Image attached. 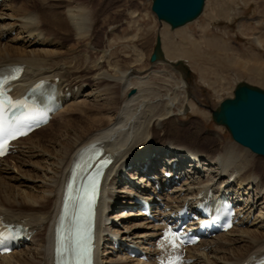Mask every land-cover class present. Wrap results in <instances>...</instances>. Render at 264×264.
<instances>
[{"label":"bare ground","instance_id":"obj_1","mask_svg":"<svg viewBox=\"0 0 264 264\" xmlns=\"http://www.w3.org/2000/svg\"><path fill=\"white\" fill-rule=\"evenodd\" d=\"M15 1L7 0L0 7V23L3 22L0 24V70L10 66L25 67L24 76L16 86L18 93H24L27 87L39 80L59 79L58 88L63 95L64 108L54 120L77 113L81 119L78 123L68 120L63 134L45 143L34 141L33 133L17 142L13 154L1 161L0 221L29 227L31 243L24 242V247L11 255H0V264H54V228L68 171L81 151L97 142L116 159L112 167L115 176L113 173L108 175L101 201L97 264H155L154 258L158 253L156 236L160 227L153 220L159 218L162 210H153L152 218L144 217L143 209L118 212L117 216H112L110 212L120 210L122 201L132 200L126 204L138 207L136 198H144L153 204L161 199L167 206L180 209L184 202L189 205L197 202L199 193L208 195L220 188L226 195L235 192L240 201L247 198L245 203L239 204V211L244 215L240 223L243 227H236L215 240L190 249L188 252L194 259L193 264H251L253 259L264 255V157H258L239 144H222L220 136L206 135L202 131L190 134L188 142L193 144L195 140H202L212 145L219 142L220 147L206 152L188 143L181 144L178 138L171 135L181 133L178 119L190 109L188 102L192 93L183 79V75L187 74L183 63L179 62L178 68L168 61L151 63L154 69L158 66L164 68L150 70L144 75L139 71H128L118 62H113L112 53L108 51H97L98 58L92 61L90 55L95 54L96 49L88 45L92 43L95 22L90 18L88 8L82 6L79 0H69L73 5H56L54 7L58 10H51V13L44 11V14L34 12L27 5L15 7ZM41 1L47 0L29 2L36 4ZM47 25L58 32L74 33L78 44L85 43V51L76 56L78 60L83 59V64L75 58V53L66 59L52 51L39 49L47 41L49 46L56 43L49 40L54 32L46 34ZM14 28L24 38L21 47L2 43V39ZM253 40L262 47L260 37ZM207 44L211 48L218 47V43L212 40ZM75 60L78 62L75 63ZM166 68L182 74L176 90L179 95L176 92L173 96L163 94L152 101L146 96L145 83L149 76L167 77L169 81L172 74L169 75ZM88 79L93 81V87L85 82ZM85 85L92 89L91 93L87 94ZM132 91L135 93L131 94ZM186 160H190L191 164L186 166ZM192 160H196L194 164ZM198 161L199 165L195 163ZM161 165L174 174L186 167L190 168L187 170L189 174L192 171L196 174L184 183V188L176 191L180 200L165 194L157 195L155 190L162 188L166 181L164 176H160ZM200 166L204 168L198 170ZM130 167L133 168V176L128 172ZM23 169H26L25 173ZM204 171L210 175H205ZM29 172L31 175H28ZM139 175L143 178L134 183ZM126 176H132L134 180L130 177L128 180ZM13 181L21 184L17 185L16 192L13 190L15 186L7 183ZM171 214L169 211L164 216ZM112 219L118 220L121 226L114 221L110 223ZM250 219L253 223L248 225ZM130 246L144 251L148 262L133 258L128 251Z\"/></svg>","mask_w":264,"mask_h":264},{"label":"rangeland","instance_id":"obj_2","mask_svg":"<svg viewBox=\"0 0 264 264\" xmlns=\"http://www.w3.org/2000/svg\"><path fill=\"white\" fill-rule=\"evenodd\" d=\"M29 1L16 0L14 6L27 5L34 12L43 13L44 11H53L56 5H73L69 0H47L36 4ZM79 1L82 6L88 8L90 18H93L95 22L92 30V43L88 45L89 48L96 49L95 54L90 55L92 61L97 60V51H108L112 53V61L118 62L128 71H139L147 75L150 70H162L164 67L158 66V69H154L151 64V56L155 49L157 37L161 34L166 60L173 64H178L180 61L183 62V65L185 64L187 74L183 75L184 78L180 72L177 71L176 74V71L166 68L168 74L173 76L169 77V81L167 77L149 76L145 83L146 92H150L149 94L146 93V96L152 101L161 98L163 94L173 96L176 92V95H179V91L176 90L181 77L188 83L192 93L188 102L190 109L178 119L177 125L181 126L179 128L181 133L178 135L171 133L172 137L178 138L179 140H177L181 144L188 143L206 152L210 149H218L220 147L219 142L212 145L206 141L195 140L192 144L188 142L190 134L202 131L206 135L220 136L222 144H237L226 127L219 126L213 121L212 112L223 101L234 98V91L237 85L241 83L264 90V0H206L202 15L196 21L175 31H172L165 22H160L152 12V0ZM55 10H58V7ZM2 23L0 24L2 25ZM49 26L44 28L46 34L51 35L54 32L49 40L56 43L54 42L53 46H49L47 44L49 41H47L44 46H40V50L52 51L57 56H63L66 59L73 53H75V58L77 55L79 57L85 51V43L78 44L74 38V33L66 34L60 31L59 33L58 30L51 29V25ZM254 37H260L262 47L255 44ZM23 40L19 30L14 28L10 34L2 39V43L21 47L24 43ZM209 40L217 42L218 47H209L207 44ZM77 60L74 62L81 60L79 63L83 64V59ZM178 67L179 65L175 68ZM85 82L93 87L92 80L88 79ZM146 84L148 85L146 86ZM88 85L84 86L87 94L91 93L92 90L88 88ZM163 86L164 88H162ZM83 99L85 97L81 100ZM80 119L79 113L57 118L50 127L34 133L32 138L34 141L44 143L46 140H55L67 129L64 126H68V120L78 123ZM60 129L64 130L60 131ZM195 138L197 139V137ZM260 158L263 157L260 156ZM1 168L2 166H0ZM203 168L201 166V169ZM160 170L161 174L163 170ZM30 173L28 175H31ZM210 173L204 171L205 175H210ZM3 175L5 176L6 173ZM140 178H143V175L138 176V181ZM184 180H187V176H184ZM138 181L136 179L134 183ZM7 183L15 186L13 189L15 192L18 188L17 185H21L14 181ZM256 194L257 192L254 193V196ZM126 203V200L122 201L120 210L110 212L112 216H117L118 212H131L134 209H140L126 207ZM128 208L133 210H128ZM113 221L118 225L121 224L117 222L118 220L113 219L110 223ZM250 223H253V220H250Z\"/></svg>","mask_w":264,"mask_h":264},{"label":"water","instance_id":"obj_3","mask_svg":"<svg viewBox=\"0 0 264 264\" xmlns=\"http://www.w3.org/2000/svg\"><path fill=\"white\" fill-rule=\"evenodd\" d=\"M152 1V12L160 22L171 26L172 31L196 21L202 15L206 2V0ZM158 61H167L160 35L151 56V63ZM134 93L135 91H132L131 94ZM212 118L217 125L227 128L237 144L255 155L264 157V90L246 83L237 85L234 98L223 101L212 112Z\"/></svg>","mask_w":264,"mask_h":264},{"label":"snow or ice","instance_id":"obj_4","mask_svg":"<svg viewBox=\"0 0 264 264\" xmlns=\"http://www.w3.org/2000/svg\"><path fill=\"white\" fill-rule=\"evenodd\" d=\"M7 71L10 73L9 75L0 77V156H3L7 153L10 140L16 139L18 136L27 134V132L24 131L20 126V122L18 120L9 119L7 122L5 121V101H7V104L10 108L16 110H19L21 108L28 110L31 107L24 101H12L5 92V85L9 81L17 79L19 77V74L23 72V68L12 67ZM92 191L93 193H95L96 191L95 182H93L92 184ZM85 216H91L90 207L85 206L81 208V219L83 220ZM87 232L88 226L87 224H84L81 227L77 228L75 238L71 239L66 235L62 237L61 230L58 228L56 233L55 249L57 258H59L64 253H68L71 256L70 264H91V246L89 241L87 240ZM169 233L180 240V243H183L181 234L179 232H172L171 229H168L165 232V239H168ZM9 239H11V237H6L3 241L0 242H6V240ZM171 245L173 248L178 247L176 240H173L171 242ZM168 264H181V260L179 257H176L175 259H169Z\"/></svg>","mask_w":264,"mask_h":264}]
</instances>
